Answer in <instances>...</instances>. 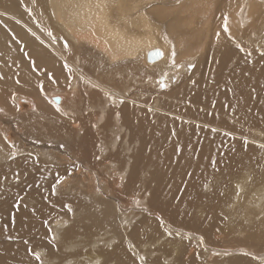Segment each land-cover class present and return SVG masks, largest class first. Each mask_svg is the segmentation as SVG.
Wrapping results in <instances>:
<instances>
[{
	"label": "bare ground",
	"instance_id": "obj_1",
	"mask_svg": "<svg viewBox=\"0 0 264 264\" xmlns=\"http://www.w3.org/2000/svg\"><path fill=\"white\" fill-rule=\"evenodd\" d=\"M0 13V264H48L52 243L70 264H264V0Z\"/></svg>",
	"mask_w": 264,
	"mask_h": 264
},
{
	"label": "snow or ice",
	"instance_id": "obj_2",
	"mask_svg": "<svg viewBox=\"0 0 264 264\" xmlns=\"http://www.w3.org/2000/svg\"><path fill=\"white\" fill-rule=\"evenodd\" d=\"M0 15H3V13H0ZM224 19H225L224 31L227 32L228 31V27H227V19H228V17H227V15H225ZM49 35H51V33H49ZM217 36H219V33H217ZM65 47H67V45H65ZM237 47H239V45H237ZM241 50H243V49H241ZM25 55H27V53H25ZM155 55H161V53L157 52V53H155ZM176 55H177V53H176L175 49L173 48V50L171 52V59H172L173 64H175V57H176ZM189 67L191 68V65H189ZM49 79L52 80V82H55V79L53 77L50 76ZM160 86L162 88L165 87V85L163 84L162 81L160 83ZM40 87H41V90H43V85H41ZM69 87H70V85H69ZM106 96L108 97V100H111L112 99L111 93H106ZM121 103H123V101H121ZM17 110H19V106H17ZM2 111H3V109L0 108V112H2ZM56 111L59 112L60 111V108L59 107H56ZM116 115L118 117L119 116V113H117ZM101 119H103V115H101ZM92 127H96V125L93 124ZM260 135H264V130H262V132L260 133ZM116 139L119 140L120 137H116ZM38 142L39 141H34V143H38ZM244 143L246 145L249 143V141L247 140V138H245ZM60 147H64V145L61 144ZM259 147L262 148V149H264V143L260 144ZM96 160L97 161H100L101 160V157L100 156H96ZM68 174L71 175V172H69ZM96 191L97 192H100L101 195H104V193L101 191L100 188H97ZM143 195H144L145 198H147V197H149L151 195V193L148 192L147 189L145 188L143 190ZM136 206L137 207L140 206V200H137L136 201ZM13 207H15V205ZM70 211H71V209H70ZM159 219H160V217H157V220H159ZM69 223H74V221H71V222L70 221H65L63 225H60V227H67L69 225ZM49 232H51V229H49ZM169 235H171V233H169ZM176 235L177 236H180L181 234L180 233H176ZM56 238L57 237L55 235H52L51 240L52 241H55ZM25 243H27V241H25ZM51 249L52 250L50 252V256L56 257V258L49 260L48 264H70L67 255L59 256V257L56 256V253H57L58 250H57V247H56L55 243H52L51 244ZM28 251L30 253H32V250L31 249H29ZM32 254L35 257V260L39 261L40 264H45V261L41 258L40 253H32ZM140 259L141 260H144L145 257H140ZM95 264H101V262L99 260H97L95 262Z\"/></svg>",
	"mask_w": 264,
	"mask_h": 264
},
{
	"label": "rangeland",
	"instance_id": "obj_3",
	"mask_svg": "<svg viewBox=\"0 0 264 264\" xmlns=\"http://www.w3.org/2000/svg\"><path fill=\"white\" fill-rule=\"evenodd\" d=\"M155 56H158V55H155ZM168 90H170V89H168V87L167 88H163L162 90H161V92H167ZM55 98H58L57 96H54ZM226 186H227V181H226ZM222 197H225V196H222ZM222 197H220V198H222ZM132 203H135V204H133L131 207H130V209H129V211L128 210H126V211H128V212H126V214L128 215L129 214V212H135L136 210H143V209H145L146 207H145V205H142V204H140V206L139 207H137L136 206V200H134V201H132L131 202V204ZM218 206V207H221V206H223L224 205V203L223 202H221V201H217V203H214V206ZM144 206V207H143ZM134 209V210H133ZM141 213H142V211H140ZM120 214H122V213H120ZM133 218V217H132ZM54 220H60V221H58L59 223H64V221H66V219H62L61 220V217L60 218H55ZM136 220H138L137 218H136ZM57 224V222H55L54 224H52V223H50V225H48V227L51 229V234H50V232H49V228H48V232H49V237H52V235H55L56 237L58 236V232L56 231L55 232V225ZM176 224V223H175ZM173 230L175 231V232H177V233H180L182 236H186L187 234V232H185L184 231V229L183 228H176V229H174L173 228ZM190 233V232H189ZM186 234V235H185ZM195 235H197L198 237H201L202 238V234H197V233H195ZM222 237V235L221 234H219V235H217V238H221ZM55 241H57L58 242V239L56 238V240ZM192 241H194V239H192V237H189V238H187V237H184V242H181V243H186L185 245H190V244H192L191 242ZM54 242V241H53ZM116 243L117 242H115V243H113V241H111V245H110V247H108V249H113L114 247H115V245H116ZM195 245V242L193 243V246ZM238 246V245H237ZM237 246H233V247H226L223 251H221V252H218V253H224V255H222L221 256V254L219 255H216L215 256V258L216 259H221L222 261H228V260H230V259H233V258H235V257H239V258H243V257H245V256H247L248 255V253L247 252H244L243 250H241V249H239L238 250V247ZM207 247V248H206ZM211 247L212 248H214V246H211V245H208V246H204L203 248L206 250V252H208L210 249H211ZM218 247H220V246H218ZM233 248H234V250H233ZM223 248L221 247V250H222ZM231 249V250H230ZM190 251V250H189ZM189 251H187L186 253H188ZM245 253H243V252ZM229 253V254H228ZM247 253V254H246ZM235 254V255H234ZM237 254V255H236ZM240 255V256H239ZM244 255V256H243ZM224 256H225V258H226V260H225V258H224ZM232 256V257H231ZM230 258V259H229ZM224 259V260H223ZM220 260V261H221ZM208 261H209V259H208Z\"/></svg>",
	"mask_w": 264,
	"mask_h": 264
}]
</instances>
